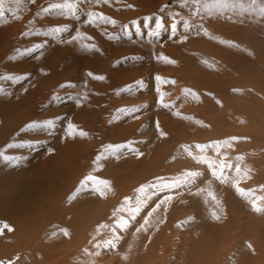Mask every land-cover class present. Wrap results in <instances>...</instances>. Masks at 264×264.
I'll return each instance as SVG.
<instances>
[{
	"label": "bare ground",
	"instance_id": "obj_1",
	"mask_svg": "<svg viewBox=\"0 0 264 264\" xmlns=\"http://www.w3.org/2000/svg\"><path fill=\"white\" fill-rule=\"evenodd\" d=\"M117 1L120 2L121 0H109L111 3ZM99 2L101 0H89V2L85 3L87 5L85 9L87 10L86 15L92 14L95 19H98L94 27H91L92 29L89 27V29L99 33L100 37L105 39L112 28H114L112 18L115 17L106 16L101 10L92 11V5L99 7L101 5L98 4ZM137 4L133 5L135 9H137ZM54 6L47 3L42 8H44L43 10L46 13H55L57 6ZM114 6L112 5L110 8L116 10ZM145 6L150 7V5ZM132 9L134 11V8ZM146 11H143V13ZM73 13H70V16ZM53 15L55 18V16L60 14L58 15L56 12ZM73 15L75 17V13ZM76 15L80 16L81 19L85 18L83 17L84 11L81 8L76 12ZM2 16L0 15L1 19H3ZM70 16L67 17L69 18ZM231 16L229 19H233V22L232 26L229 23L228 26L231 27L228 29L224 15L220 18L212 17V15H209V18L200 16L201 21H198L193 27H199L200 29H197L202 30L201 32L205 39L207 38V41L202 43L204 39H201V35L198 34L202 42L199 40L195 41L196 47L193 43H190V45H193L190 53L185 51L184 46H180L181 42L176 49L173 47L172 49L170 46V49L164 50L166 53L161 51L162 54L163 52L165 53L163 58L169 60L165 62L162 60L160 68H153L154 71L157 70V73L150 72L148 71L149 69L139 70V67L137 74L128 76L125 72L126 70L123 71L118 69V67L128 62H139V57H136L135 54V56H125L123 53L118 54L109 43L107 44L110 41H102V38L99 37L100 40L96 42V37L93 36L95 39L92 44L96 45L97 48L95 47V49L97 51H93L94 53L92 52L93 54L90 56L86 55L88 56L86 60L90 64L88 69L86 68L88 70L86 72L94 77V84L91 83V81L93 82V77L90 76L92 80H90L89 85L85 84L82 87L81 78L79 77L82 72L75 73V76H68L67 74H59L56 72L57 70L53 69L50 74L45 73L47 74L46 79H49L47 80L48 82H40L39 85H35L38 89L35 87L30 88L31 91H34L32 92L33 94L37 92L31 97L38 99L26 104L28 113H26L25 117V114L20 116L24 121H29V123L24 122V125H27L24 126L25 129L32 132L36 129H42L43 126H50V119L44 113L46 107H44L45 110L42 112L44 115L41 114L43 116L40 115V110H37L35 117L31 115L32 108L36 107L39 109L40 106H45L46 101H49L46 99H49V97H51L50 102L53 100L56 103H61L57 101L67 97L62 93L61 89H65L68 86L74 87L73 90H76L75 93L73 91L74 95L80 99H86L85 101L81 99L84 102H82L81 109H78L79 112L77 111V119L78 117L82 119V126L84 125V127L77 128L79 127L77 125L76 134L70 139L71 141H66L63 144L53 143V146H59L58 149H55L59 151L56 154L51 151L50 154L46 155V161L43 162V165L40 166L38 164V167L35 163L40 152L37 153L36 150L31 153H23V151L33 150L40 145L44 146L46 143H38V145L37 143H16L18 139L25 140L22 138L23 134L18 137V134L12 128L10 131L13 133L3 132L2 134L0 130V134H2L0 136V264H264V204L260 206L261 201L264 199V40L262 41L264 35L262 39L260 36L258 37V34L262 36V30L260 31L258 27V30H256L254 25H251L252 28H245L242 25L241 27L245 29L244 33L240 31L242 35L239 36L240 34L238 35L236 31L235 35L238 36H235L234 29L237 28L238 22L236 21L238 20L234 18L238 16L236 15L237 17L234 18ZM81 19L76 20L78 31H80L79 24L83 26L86 24V19L85 21ZM104 19L108 21V24L101 22ZM144 19L146 21L147 18ZM191 19L194 20L193 18ZM196 19L194 20L195 22ZM241 20L245 19L242 18ZM32 21L33 18H27L26 24L21 22L23 26L18 27L19 33L17 34L18 37L16 38L18 40L16 42L25 41L26 43L24 42L23 46H26V49H34L33 43L37 42L35 38H32L33 41L32 39L27 41L31 37L26 34L29 30L34 33L36 29L47 27L51 32L56 30L60 33H66L64 30L65 26L69 29H72L73 25L75 26V21L65 25H48L46 21L38 23ZM140 21L136 22L139 23ZM251 21L257 24V20L251 19ZM244 22L248 24L247 21ZM126 24H129V22ZM137 24L134 23L133 25L137 27ZM88 25L90 26V24ZM140 25L138 26L140 27ZM8 27L11 28L10 26ZM193 27L192 29L195 28ZM89 29L88 31H90ZM4 31L7 32L6 30ZM139 32H137V35L140 36ZM162 33L163 31L152 38L144 37L148 38V41L150 38L158 40L157 36L162 37ZM43 36L44 38L47 37ZM91 36L89 37L91 38ZM22 37L23 40H21ZM79 38L75 37L73 42L68 43L74 46L79 43V49L77 50L82 51L85 55L86 53L81 48L82 42ZM111 38L113 39V37ZM140 38L142 39V37ZM8 39L10 40V38ZM116 40H119V43L121 41L120 39ZM39 43L41 42L39 41ZM43 44L46 45V43ZM213 44L215 46L218 45L224 55L219 50L214 52L208 47ZM85 47L90 49L86 45ZM162 48L164 49V47ZM179 48L184 50L180 52L182 53V58L180 59L178 54L176 55L174 52L180 50ZM231 49L232 51L234 50V55L230 52ZM12 50L15 51V47ZM107 52L111 54L107 55ZM8 53L11 52L7 50V55ZM193 54L199 55L194 56ZM229 55L233 57L225 61L218 58H226ZM13 58H6L3 53H0V64L2 63L1 61L7 62L10 59L13 62ZM213 61L214 64H210ZM91 62L94 64H91ZM172 62L175 68L172 67L171 70L168 65ZM51 63L54 64V62ZM56 64L58 62L55 63L54 67L59 69L60 65ZM157 66L159 65L157 64ZM1 67V78L16 74L14 66ZM164 68H167L166 71H168V68L171 70L168 72V76L162 74V71L165 70ZM24 71H26L24 68L23 71L20 70L23 74ZM42 71L39 72L41 73ZM176 73H180V76L178 75L181 77L180 79L178 77L179 81L176 77L177 75H175ZM38 76L37 79L40 81L39 78L41 76ZM6 79L5 82H7ZM129 82H131L130 84H136V87H139V91H142V93L152 92V94H149L150 96L152 95L151 99H141L144 100L142 104L145 107H142L143 109L141 110L150 109L154 111L156 115H154V118L156 117V119L153 121L155 123L153 125L157 127L159 143H152L155 144V147L152 146L154 149L150 147V149L154 150H152L154 156L150 154V150L142 149V154L145 151L146 154L144 153L140 161L135 158L136 162H116L114 166L113 164L107 165V161H99L100 158H105L110 154V152H107L108 150L104 153V148L108 147L111 150L116 145V147L120 146L122 149H127V143L130 141L131 145L129 144V147L133 146L134 149L138 143H148L146 140H141L143 136L141 138L138 136L141 135L140 133L143 135L144 133L145 135L147 134L148 128H151L150 122L148 125H145L146 122L141 123L140 121V124L117 126L126 120L124 118L129 109L132 112L134 110L132 109L134 107L131 108L126 105L129 103L124 100L126 96L124 97L125 94L122 92L123 89H121L123 86L126 87L124 83ZM166 82L171 84L169 86H172V83L176 85V82H182L183 86L181 88L183 91L180 88V95H178L177 91V98L191 102L190 107L186 106L187 109L183 107L186 110L178 107L180 109L179 112L177 110H175L176 112L173 111L177 113L176 115H179L178 119H173L172 117V120H168L164 117L170 116L168 113H172L167 111L170 107L176 108L171 105L174 97L171 103L168 101L169 98L168 100L165 98L169 94L166 95L162 88L166 85ZM9 83L7 82V85ZM10 85L12 87L13 84L10 83ZM13 86H15V83ZM169 86L166 89L170 88ZM41 89L45 90L47 95H45L46 92L43 95ZM9 90L11 92V89ZM132 93L133 91H131ZM122 94H124V98L121 96ZM219 96L222 98L216 99ZM39 97H45L46 99L38 101L40 100ZM122 98L126 103L125 105L128 106L127 109L123 108L125 106L123 103L115 107V104L112 107L105 106L107 102H112L111 100L119 102ZM22 104L18 105L19 108L22 107ZM108 104L111 105L112 103ZM153 105H159V108ZM22 110L20 111L22 112ZM101 110L103 113L110 110L115 115L121 113L118 116V120L116 119L119 122L111 123L104 120L102 122L103 114L100 113ZM136 110L139 111L140 109ZM166 112L168 113L166 114ZM131 115L129 114V116ZM9 116L12 115H8V118ZM56 116L58 117L59 115L57 114ZM64 121L58 120L60 124L62 122L64 124ZM174 121H176V124ZM75 122L77 123L78 120ZM51 126L50 130L53 131L56 127L55 125ZM56 126V129H58L59 125ZM177 126H180V129L178 128L177 130ZM22 129L21 131H23ZM63 129L61 128L59 133ZM83 129L89 130V134L87 132L84 133ZM99 129H101V137L99 136ZM191 140L195 141V146L193 147L197 153V161L209 160L206 154L201 156L200 153L206 151L212 145L211 148L215 150V147L224 158L219 164L218 172L226 164L225 170L229 167L231 171L237 170L238 173L234 175H231V173L229 174L231 177H224L226 173L223 170L221 173L217 172L214 180H211L212 173L210 171L212 169L203 167V170L208 169L207 176H209L204 181L205 171L199 174L198 170L200 168H186V164L177 163L179 162L177 158L183 156L182 154L184 153L182 152L187 151L188 146L190 147L191 143L189 145L188 141L192 142ZM41 151L43 150L41 149ZM255 152L258 154H255ZM122 153L124 155L127 152ZM130 153H133V151ZM261 153L262 155H260ZM34 157L36 158L31 160ZM37 159H40V156ZM22 160L25 161L21 162ZM214 162L212 166L215 165ZM191 163L194 164L193 161ZM240 166L241 168L239 169ZM24 168H29L31 171L20 175L21 170ZM229 168L227 171H229ZM245 178L251 181L252 186L242 184ZM166 192L173 195V197L162 198L161 196H167ZM178 192L183 195L177 194ZM256 195L261 196L258 202L253 201ZM152 204L153 207L150 208ZM258 215L260 218L257 217ZM123 216H125V219H129L128 229L123 228L127 221H125ZM259 225L263 227L260 228ZM248 230H254V232L252 231V241L246 235ZM114 258H117V261Z\"/></svg>",
	"mask_w": 264,
	"mask_h": 264
},
{
	"label": "rangeland",
	"instance_id": "obj_2",
	"mask_svg": "<svg viewBox=\"0 0 264 264\" xmlns=\"http://www.w3.org/2000/svg\"><path fill=\"white\" fill-rule=\"evenodd\" d=\"M79 2V3H78ZM86 2H89V0H86V1H84V0H0V15H3V16H5V17H3L2 16V18L3 19H1L0 18V25H3V26H0V28L1 27H5V28H1V33H0V51H2V52H0L1 54L3 53L4 54V56L6 57V58H9V57H14L13 59H14V61L12 62L11 61V59L10 60H7V62L5 61H1L2 63L0 64V69L2 68L1 66H3V67H9V66H11V67H13L14 66V68H15V70H16V74L17 75H19V76H17L16 74H14V75H12V76H15V77H12L11 75H7V76H4L3 78H1L0 77V84H1V86H0V90H1V92H0V130L2 131V134H3V132H8V133H13L12 131H10V129L12 128V129H14L15 130V133H17L18 134V137H19V135L21 136V134H23L24 135V137H23V135H22V138H24L25 140H20V139H18L17 141H16V143H37V145H38V143H40V144H44V143H46L44 146H39L38 148L36 147V148H34L32 151L31 150H29V151H23V153H31V152H34V151H36L37 150V153L38 152H40V154L38 153V156H37V158L40 156V159H41V161H42V163H40L41 161H40V159H37L36 157H34V158H32L31 160H34L35 158H36V165H37V167H38V164L41 166V165H43V162H45L46 161V155H48V154H50V152L52 151H54V154H56L58 151L57 150H55V149H58V147L59 146H53V143H61V144H63V143H65L66 141H71L70 139L73 137V136H75V134H76V130H77V128H83L84 127V125L82 126V122L83 121H81L82 119L81 118H79L78 117V119H77V114H78V109L80 110L81 109V105H82V102H84L86 99H84V98H81V99H83L84 101H82L78 96H76V95H74L73 94V91H74V93H75V91L76 90H73L74 89V87L72 88L71 86L69 87H66L65 89H61L62 90V93H64L65 94V96H67L65 99L64 98H62L61 99V101L59 100V101H57V102H61V103H56L55 101H53L52 100V102H50V100H51V97H49V99H46L45 97H39V99L40 100H38V101H43V100H49V101H46L47 103H45L46 105L44 106H40V107H42V108H40L39 107V109L38 108H32V113H31V115L33 116V117H35L34 115H35V112H37V110H40V115L41 114H43L42 112L45 110L44 109V107H46V112L44 111V113H45V116L47 117V118H49L50 120H49V123L51 124V125H55V127L57 128V126L56 125H59V127H58V129H56L55 127V129L53 130V131H51L50 130V128L52 127L51 125L50 126H48V127H46V126H43V130L42 129H36V130H33L32 132L30 131V130H28V129H25V127L24 126H27V125H24L25 123L24 122H27V123H29V121H24L23 120V118H21L20 116L23 114H25L24 115V117L27 115L26 113H28V110H26L27 109V105L26 104H28V103H30V102H32V101H34V100H37V99H35V98H32L34 95H35V93H37V92H35L34 94L32 93V92H34V91H31V87H35V85H39L40 84V82H46L47 80H49L48 78L46 79V77H47V74H45V73H48V74H50V72H51V70H53V69H55V70H57L56 72H58L59 74H62V75H68V76H70V75H73V76H75L74 74L75 73H80V72H82L81 73V75L79 76L80 78H81V81H80V83H81V85H82V87H84V85L86 84V85H89V83H90V80H92L93 79V82L91 81V83H95L94 82V77L92 76V75H90L89 73H87L86 71H88V70H86V68L88 69V67L90 66V64H88V60H86L87 58H88V56H90V55H92L94 52H96L97 50L95 49V47H96V45H94V44H92V42L94 41V39H95V37H96V42L98 41V40H100V38H102L101 40L103 41V40H105L106 42L107 41H110V42H107V44L109 43V45H111L115 50V52L116 53H118V54H125V56H135L136 55V57H139V62H128V63H125L123 66H121V67H118V69H122L123 71L124 70H126L125 72L128 74V76H133L134 74H137V72L139 71V70H143V69H149L148 71H150V72H156L157 70H155L154 71V67H158V68H160L161 66V62H162V60H164L163 62H165V61H167V60H169V59H164L163 58V55L166 53V51H164L165 49L166 50H168V49H170V46H171V48L173 47L174 49H176L177 47H179V44H180V42H181V44H180V46L182 45V46H184L185 48V51L186 52H189L190 53V49L192 50V48H193V45L196 47L197 45H196V43H195V41H200V42H202V43H205L204 41H207V38L205 39V37L203 36V33L201 32L202 30H199L200 28L199 27H197V28H199V29H197L195 26V28L193 27V25H195L198 21H201V18H200V16L203 18H205V17H208L209 15H212V17H216V18H220V17H222V15H224L225 17H226V27L229 25V23H230V25L232 26V22H233V19H229V17L231 16L232 18H234V17H237V18H234V19H237L238 21H236V22H238L237 23V25H236V27L237 28H235L234 29V35L238 32V35L239 36H241L242 34L240 33V31H242L243 33H244V31H245V29L243 28V27H245V28H250L251 27V25H254L255 26V28H256V30H262L261 32H262V36L260 35V34H258L257 36L259 37H261V39L263 38V35H264V0H121L120 2H114V3H111V2H109V0H101V2H99L98 4L100 5L99 7L98 6H96V5H92L93 7H92V11H98V10H101V12H104L105 14H106V16H110V17H115V18H112V20H113V23H114V28H112V30H111V32H109V34L105 37V39L103 38V37H100V35H99V33H95V32H93V31H91L90 29H89V27L91 28V27H94V25L98 22V19L96 18L95 19V17L92 15V14H88V15H86L87 14V10L85 9V8H87V5L85 4ZM47 3H50L51 5H55L54 7H56L57 9L55 10V13L57 12L58 13V15L59 16H55V18H54V15L53 14H55L54 12H49V13H46V12H44V8H42L43 7V5H45V4H47ZM135 3H138L137 4V9H135V6L133 7V5L135 4ZM112 5H115L114 7L116 8V10H112L111 8H110V6H112ZM145 5H150V7H148V6H145ZM61 7V8H60ZM131 7V8H130ZM77 8V9H76ZM82 9L83 11H84V15H86V16H84L83 15V17H85V18H82L84 21H85V19H86V24H84L85 26H83V25H80L79 24V26H80V31H78V28H76L77 27V23H76V20L78 21L79 19H81L80 18V16H77V15H79V13H77V15H76V12H78V10L79 9ZM132 8H134V11H133V9ZM132 10V11H131ZM147 10V11H146ZM209 10H210V12H209ZM218 10V11H217ZM21 11V12H20ZM143 11H146V12H144L143 13ZM152 11V12H151ZM204 11H206V12H204ZM75 13V17H74V13ZM107 12V13H106ZM119 12H120V14H119ZM135 12H136V14H135ZM209 12V13H208ZM212 12V13H211ZM70 13H73V14H71V16H70ZM97 13V12H96ZM199 13H200V16H199ZM204 13H207V14H204ZM211 13V14H210ZM17 14V15H16ZM64 15H67V16H70L69 18L67 17V16H65L64 17ZM118 15H120V16H118ZM122 15V16H121ZM141 15V16H140ZM196 15V16H195ZM203 15V16H202ZM206 15H208V16H206ZM219 15V16H218ZM237 15V16H236ZM72 16H73V19H72ZM139 16V17H138ZM192 16V17H191ZM195 16V17H194ZM241 16H242V18H244L245 20H241L242 18H241ZM57 17V18H56ZM76 17H77V19H76ZM123 17V18H122ZM196 17H197V19H196ZM20 18V19H19ZM27 18H33V21L32 22H34V23H38V22H42V21H46V22H48V25H65L66 23H74V21H75V26L73 25L72 26V29H69V28H67V26H65L64 27V30H65V32L66 33H60V32H57L56 30H54V31H49L48 30V28L47 27H44L43 29L41 28V29H36L35 31H34V33H31V31L29 30L26 34L27 35H30L31 37H29L28 38V40L27 41H29L30 39H37V40H35V41H37L38 43H39V41L42 43H37V42H35V43H33L34 44V49L33 48H28V49H26L23 45L26 43L25 41H23V42H19V41H17L16 42V40H18V38H16V37H18V27H22L23 26V24H26L25 23V21L27 20ZM60 18V19H59ZM92 18V19H91ZM136 18V19H135ZM142 18V19H141ZM144 18H147L148 19V21H147V19H146V21H145V19ZM191 18H193L194 20L196 19V22L194 21V20H192ZM199 18V19H198ZM209 18V17H208ZM14 19V20H13ZM67 19V20H66ZM81 19V20H82ZM119 19V21H117V20ZM251 19L252 20H257L256 21V23L257 24H255V23H253L254 21H251ZM2 20V21H1ZM21 20V21H20ZM59 20V21H58ZM90 20V21H89ZM95 20V21H94ZM116 20V21H115ZM124 20H126V21H124ZM138 20H141L139 23L138 22H136V21H138ZM160 22H159V21ZM188 20H189V22H188ZM218 21H219V19H217ZM228 20V21H227ZM258 20H259V23H258ZM61 21V22H60ZM121 21V22H120ZM158 21V22H157ZM180 21V22H179ZM191 21H194V22H191ZM241 21H243V22H241ZM244 21H247V23L248 24H246V22H244ZM263 21V22H262ZM21 22L23 23V24H21ZM92 22V23H91ZM101 22H104V23H106V24H108V21L106 20L105 21V19H104V21H101ZM127 22H129V24H126ZM144 22H145V26H144ZM152 22V23H151ZM217 22V21H216ZM20 23V24H19ZM51 23H53V24H51ZM55 23V24H54ZM58 23V24H57ZM122 25H121V24ZM137 24V27H136V25L134 26L133 24ZM143 23V24H142ZM160 23H161V25H160ZM244 23V24H243ZM253 23V24H252ZM88 24H90V26L88 25ZM116 24H118L117 26H116ZM141 24V25H140ZM240 24V25H239ZM258 24H259V26H258ZM128 25V26H127ZM138 25H140V27L138 26ZM243 25V27H241ZM247 25V26H246ZM8 26H10L11 28H9ZM119 26H120V28H119ZM158 26H159V28H158ZM164 26V27H163ZM231 26H228L227 27V29L229 28V27H231ZM75 27V28H74ZM142 27H143V29H142ZM192 27L194 28V29H192ZM242 29H241V28ZM257 27H258V29H257ZM9 29V30H7V29ZM74 28V29H73ZM135 28V29H134ZM139 29L140 30V32H139V30H137V29ZM252 28V27H251ZM81 29H84V30H81ZM87 29V30H86ZM88 29L90 30V31H88ZM92 29V28H91ZM106 29V28H105ZM104 29V30H105ZM117 29V30H116ZM129 29V30H128ZM240 29V30H239ZM244 29V30H243ZM4 30H6L7 32H5ZM46 30H48V31H46ZM63 30V31H64ZM74 30V31H73ZM76 30H77V32H76ZM125 30V31H124ZM134 30V31H133ZM163 31V35H162V37L161 36H157V38H158V40H156V39H151L152 37H154V35H158L161 31ZM185 30V31H184ZM194 30V31H193ZM6 33H4V32ZM41 31V32H40ZM82 31V32H81ZM129 31V32H128ZM142 31V32H141ZM193 31V32H192ZM237 31V32H236ZM12 32V33H11ZM33 32V31H32ZM134 32H135V34H134ZM137 32H139V34H140V36L139 35H137ZM147 32H148V34L150 35H148L147 34ZM152 32H154L153 34H152ZM187 32V33H186ZM16 33V34H15ZM30 33V34H29ZM44 33H46V34H44ZM53 33V34H52ZM58 35H57V34ZM71 33V34H70ZM84 33V34H83ZM91 33H93L92 34V36H91ZM110 33H112V34H110ZM128 33V34H127ZM129 33H131V34H129ZM133 33V34H132ZM146 33V34H145ZM202 33V34H201ZM62 34H64V35H62ZM88 34V35H87ZM95 34H97V35H99V36H97V35H95ZM179 34V35H178ZM198 34H200L201 35V39H204V40H202L201 41V39L199 38V36L200 35H198ZM5 35V36H4ZM12 35V36H11ZM22 35H23V33H22ZM43 35H45V36H47V37H45L44 38V36ZM85 35H86V37H85ZM113 35V36H112ZM128 35H130V36H128ZM136 35H137V37H136ZM191 35V36H190ZM194 37H193V36ZM238 35H235V36H238ZM52 36V37H51ZM58 37V38H56V37ZM89 36H91V38H93V40H91V38L89 37ZM93 36H95V37H93ZM133 36V37H132ZM139 36V37H138ZM144 36H146V37H151L150 38V40L148 41L147 39L148 38H146V37H144ZM176 36V37H175ZM5 37V38H4ZM51 37V38H50ZM54 37V38H53ZM75 37H77V38H79V37H81V38H79V40L82 42L81 43V48L85 51V55H84V53H82V51H78L77 49H79L78 47H79V43H78V45L76 44V46H74L73 44H71V43H68V42H73V40L75 39ZM83 37V38H82ZM100 37V38H99ZM110 37V38H109ZM111 37H113V39L111 38ZM116 37V38H115ZM140 37H142V39L140 38ZM144 37V38H143ZM162 39H161V38ZM8 38H10V40L8 39ZM43 38V39H42ZM87 38V39H86ZM99 38V39H98ZM134 38H138V39H134ZM160 38V39H159ZM178 38V39H177ZM198 38V39H197ZM33 39H32V41H33ZM86 39V40H85ZM88 39H89V41H88ZM109 39V40H108ZM116 39H120L121 41H120V43H119V40H116ZM13 40V41H12ZM21 40H23V37H22V39ZM112 40V41H111ZM129 40V41H128ZM134 40V41H133ZM169 40H170V42H169ZM236 40L238 41V38L236 37ZM264 39H262V41H263ZM4 41V42H3ZM12 41V42H11ZM88 41V42H87ZM152 41V42H151ZM162 41V43H160ZM167 41H168V43H167ZM191 41H194V42H191ZM1 42H2V44H1ZM6 42H8V43H6ZM25 42V43H24ZM117 42V43H116ZM154 42H157V43H154ZM172 42V43H171ZM200 42H197V43H200ZM7 44V45H5V44ZM12 43H13V45H14V47H15V51H13L12 50V48H14L13 47V45H12ZM43 43H46V45L45 44H43ZM77 43V42H76ZM94 43V42H93ZM154 43V44H153ZM184 45H183V44ZM190 43L192 44L193 43V45H190ZM9 44V45H8ZM161 44V45H160ZM162 44H163V46H162ZM172 44V45H171ZM175 44H177L176 45V47H175ZM12 45V46H11ZM73 45V46H72ZM85 45L87 46V48L88 47H90V49H86V47H85ZM90 45H92V46H90ZM114 45H116V46H114ZM167 47H166V46ZM174 45V46H173ZM214 45V46H213ZM213 45H209L208 47L212 50V51H216V50H219L220 51V49H219V47H218V45H216L215 46V44H213ZM11 46V47H10ZM22 46V47H21ZM161 46V47H160ZM238 46V45H237ZM3 47V48H2ZM7 47V48H6ZM17 47V48H16ZM20 47V48H19ZM39 47V48H38ZM55 47V48H54ZM58 47H60L59 49H57ZM91 47H92V49H91ZM135 47V48H134ZM143 47V48H142ZM160 47V48H159ZM162 47H164V49L162 48ZM10 48H11V51H10ZM94 48V49H93ZM97 48V47H96ZM121 48V49H120ZM138 48V49H137ZM172 48V49H173ZM189 48V49H188ZM5 51H4V50ZM8 50V52H11V53H8V55H7V50ZM136 49H137V51H136ZM145 49V50H144ZM180 49V48H179ZM205 49V48H204ZM232 49H234V48H232ZM232 49H231V53L234 55V50L232 51ZM33 50V51H32ZM57 50V51H56ZM59 50V51H58ZM71 50H73V52H71ZM74 50H77V51H74ZM91 50V51H90ZM144 50V51H143ZM183 49H180V50H177V51H174L175 53H176V55L178 54V58L180 59V58H182V53H180L181 51H182ZM236 50V49H235ZM32 51V52H31ZM94 51V52H93ZM161 51H164L163 52V54H162V52ZM184 51V50H183ZM196 51V50H195ZM13 52V53H12ZM93 52V53H92ZM112 52V51H111ZM146 52V53H145ZM221 52V51H220ZM5 53H6V55H5ZM78 53V54H77ZM152 53H153V55H152ZM205 53H207V51H205ZM222 53V52H221ZM107 55H109V54H111V53H109V52H107L106 53ZM135 54V55H134ZM160 54H162V55H160ZM181 54V55H180ZM223 55H224V53H222ZM11 55V56H10ZM23 55V56H22ZM34 55V56H33ZM62 55V56H61ZM70 55H72V56H70ZM82 55H84L83 57H82ZM86 55H88V56H86ZM160 55V56H159ZM194 55V54H193ZM192 55V56H193ZM197 55H199V54H197ZM197 55H194V56H197ZM235 55H236V53H235ZM264 55V54H263ZM15 56H17L16 58H15ZM54 56H56V57H54ZM61 56V57H60ZM77 56H79V57H77ZM82 58H81V57ZM236 56H238V55H236ZM75 57V58H74ZM154 57H155V59H154ZM159 57V59H157ZM218 57V56H217ZM231 57H233L232 55H229V57H223V58H220V57H218L219 59H222V61H225V60H228V58H231ZM18 58V59H17ZM36 58V59H35ZM51 58V59H50ZM65 58V59H64ZM26 59V60H25ZM145 59V60H144ZM148 59V60H147ZM157 59V60H156ZM74 60V61H73ZM17 61V62H16ZM85 61V62H84ZM155 61V62H154ZM4 62V63H3ZM14 62H16V63H14ZM51 62H54V64L53 63H51ZM58 62V64H56V65H60V68L58 69V67H54V65H55V63H57ZM91 64H94L93 62H91ZM131 64V65H130ZM157 64L159 65V66H157ZM210 64H214V61H213V63H210ZM4 65H6V66H4ZM9 65V66H8ZM17 65V66H16ZM19 65V66H18ZM172 65V66H171ZM176 65V64H175ZM52 66V67H51ZM142 66V67H141ZM170 66V67H169ZM20 69H19V68ZM139 67H140V69H139ZM168 67L172 70V67L173 68H175L174 67V65H173V62L171 63V64H169L168 65ZM22 68V69H21ZM23 68H24V70H26V71H24V74H23V72L21 73L20 72V70H22L23 71ZM168 68V71H166L167 70V68H164L165 70L164 71H162L161 73L163 74V75H167L168 76V72L169 71H171L170 69ZM28 69V70H27ZM42 69H43V71H42ZM50 69V70H49ZM139 69V70H138ZM19 70V71H18ZM49 70V71H48ZM128 70V71H127ZM11 71V70H10ZM9 71V72H10ZM13 71V70H12ZM39 71H42L43 73H44V75H43V73L41 74ZM61 71V72H60ZM86 72V74H85V72ZM37 72V74H35ZM39 72V73H38ZM74 72V73H73ZM27 73V74H26ZM70 73V74H69ZM130 73V74H129ZM157 73V72H156ZM31 74V75H30ZM41 74V75H40ZM139 74V73H138ZM26 75V76H25ZM32 75H34V76H32ZM39 75V76H38ZM45 76V77H43V76ZM175 75H177L176 77H177V79H178V77L180 76V73H176ZM179 75V76H178ZM17 76V77H16ZM22 76V78H20ZM29 76V77H28ZM30 76H32L31 78H30ZM37 76L38 77H40L39 78V80L40 81H38V79H37ZM90 76H92L93 78L91 79L90 78ZM27 77H28V79H27ZM76 77H78L77 75H76ZM6 79V81L9 83H12L13 85H14V83H15V86L16 87H18V88H16L15 86H13L12 85V87H11V85H10V83L7 85V82H5V79ZM30 78V79H29ZM43 78V79H42ZM181 77H179V79H180ZM15 79H16V81H15ZM19 79V80H18ZM46 79V80H45ZM179 79H178V81H179ZM10 80V81H9ZM27 80H29V81H27ZM44 80V81H43ZM68 80H70V79H68ZM96 81V80H95ZM19 82H20V85H19ZM48 82V81H47ZM84 82V83H83ZM2 83H4L3 84V86H2ZM26 83V84H25ZM131 82H129V83H124L125 84V86L127 87H122L121 89H123L122 90V92L125 94H122L121 96L123 97V95H124V97L126 98V99H124L125 101H126V103H129V104H126L125 102H124V100H123V98L121 99L122 100V102H121V100L118 102V101H113V100H111L112 102H107L106 104H105V106L106 107H112L114 104V107L116 106V105H122V103H123V105H129L131 108L132 107H134V108H132V109H134L133 110V112L135 113H133L132 111H130V109H129V112L128 113H126V117L124 118V119H126L125 121H123L122 122V124H119V125H117V126H121V125H125L126 126V124H128V125H130V124H140V121H141V123H143V122H146V124L145 125H148L149 124V122H150V124H151V128L149 129L148 128V132H146L147 134L145 135V133H144V135L142 134V133H140L141 135H139L138 137H142V139L141 140H146L148 143H146V144H140V143H138L136 146L138 147H135L136 149H138V150H136L135 148L133 149V146H131V147H129L130 145H131V143H130V141H128V147H127V149H122L120 146H118V147H116V145L114 146V148H112L111 150L107 147V148H104V153L106 152V150H108L107 152H110V154H108V156L107 157H103V158H100L99 159V161L101 162L102 160H104V162H106V164L107 165H112L113 164V166L114 165H116L115 163L116 162H118V163H120V162H124V163H126V162H130V161H133V162H136V160L137 161H140L141 160V158H143V156H144V153L146 152H144L143 154H142V152L143 151H141L142 149L144 150V149H147V150H150V154L151 155H153L154 156V154H153V149H154V147H155V144L156 143H159L158 141H159V138H157L158 137V130H157V127L156 126H154L153 124H155V123H153V121L156 119V117L154 118V115H155V113H154V111L153 110H148V109H144L143 111L141 110V109H143V108H145L144 106H143V104H142V102H144V100L146 99H151L152 98V95L150 96L149 94L151 93L152 94V92H145V93H142V91H139V87H136V84H130ZM181 83V84H180ZM17 84V85H16ZM166 85H164V87H165V89H164V87H162L163 88V90H164V92H165V94L167 95L168 93V95L167 96H165V98H167V100H168V98H169V100L168 101H170L169 103H171L172 101V104L171 105H173L174 107H176L175 109H173V108H171L170 107V109L169 110H167L168 112H172V113H168V112H166V114L168 113V115H170V116H164L166 119H168V120H172V117H173V119H178L179 117V115H176L177 113H174L173 111H175V110H177L178 112H179V110L180 109H183V110H186L187 108H186V106H188V107H190L191 106V102H187V100L186 101H184V100H181V99H178L177 97V94L182 90L183 91V89L181 88L182 86H183V83L182 82H176V85H175V83L173 84L172 83V86H169V85H171V84H168L167 82L165 83ZM23 85H25V86H23ZM128 85H129V88L131 89H129L128 88ZM131 85V86H130ZM174 85V86H173ZM179 85V86H178ZM7 86V87H6ZM135 86V87H134ZM170 87L171 89H172V91H171V89L170 88H168V89H166L167 87ZM175 86H176V88H175ZM3 89H2V88ZM10 87V88H9ZM15 89H14V88ZM173 87H174V89H173ZM36 89H38V87L36 86L35 87ZM127 90H126V89ZM138 88V89H137ZM180 88H181V90H180ZM9 89H11V92H10V90ZM18 89V90H17ZM82 89V88H81ZM133 89V90H132ZM13 90V91H12ZM24 90H26L27 91V93H26V91H24ZM42 90V94L44 93V92H46L45 90L43 91V89H41ZM166 90V91H165ZM176 90V92H174ZM180 90V91H179ZM16 91V92H15ZM129 91V92H128ZM131 91H133V93L131 94ZM177 91H178V93H177ZM9 92V93H8ZM25 92V93H24ZM66 92H67V94H66ZM126 92H127V94H126ZM137 92V93H136ZM25 95H24V94ZM135 93V94H134ZM182 93V92H181ZM10 94H11V96H10ZM30 94V95H29ZM71 94V95H70ZM130 94H131V96H130ZM145 94V95H144ZM176 95V97H175V95ZM224 94L226 95V92L224 91ZM44 95V94H43ZM45 95H47V92H46V94ZM69 95V96H68ZM128 95V96H127ZM133 95H135V96H133ZM142 95V96H141ZM178 95H180V93L178 94ZM21 96V97H20ZM22 96H24V97H22ZM28 96V97H27ZM32 96V97H31ZM54 96V95H53ZM130 96V97H129ZM132 96H133V98H132ZM140 98H139V97ZM147 96V98H145ZM188 96V95H187ZM32 99H31V98ZM134 97H135V99H134ZM143 97V98H142ZM174 97V98H173ZM236 97H238V95H236ZM23 98V99H22ZM25 98V99H24ZM42 98V99H41ZM172 98L174 99V100H172ZM177 98V99H176ZM219 98H222L221 96H219V97H217L216 99H218L219 100ZM128 99V100H127ZM131 99V100H130ZM134 99V100H133ZM141 99H144V100H141ZM214 100H216L215 98H213ZM18 100H20V101H18ZM24 100H25V102H24ZM27 100V101H26ZM78 100V101H77ZM79 100H81L80 102H79ZM172 100V101H171ZM180 100V101H179ZM129 101V102H128ZM134 102V104H132L133 102ZM140 101V102H139ZM152 101V100H151ZM6 102V103H5ZM18 102H19V104H18ZM49 102H50V104H49ZM114 102V103H113ZM177 102V103H176ZM3 103H4V105H3ZM23 103V104H22ZM79 103V104H78ZM81 103V104H80ZM108 103H112L111 105L110 104H108ZM132 105H131V104ZM173 103H176V104H173ZM20 104H22L21 106V108H19V106H20ZM25 104V105H24ZM49 104V105H48ZM3 105V106H2ZM12 105V106H11ZM19 105V106H18ZM65 105V106H64ZM108 105V106H107ZM124 106L123 108H125V109H127L128 108V106ZM138 105V106H137ZM140 105V106H139ZM185 105V106H184ZM17 106H18V108H17ZM24 106V107H23ZM53 106H55V107H53ZM153 106H156L157 108H159V105H153ZM153 106H152V108H153ZM8 107V108H7ZM17 108V109H15V108ZM53 107V108H52ZM68 107V108H67ZM136 107V108H135ZM143 107V108H142ZM180 109H179V108ZM183 107H185L186 109H184ZM7 108V109H6ZM10 108V109H9ZM14 109V111L12 112V110ZM21 109H23L22 110V112L20 111ZM34 109V110H33ZM77 109V110H76ZM136 109H140L139 111H137ZM171 109H173L172 111H171ZM16 110H18V111H16ZM76 110V111H75ZM147 110V111H146ZM27 111V112H26ZM62 111V113H60ZM78 111V112H77ZM109 111V112H108ZM108 111H106V113L104 114L103 113V111L101 110V112L100 113H102L103 115H102V122H104V121H110L111 123H115V122H119V121H117L118 120V116L121 114H119V113H117V115H115V113L113 114L110 110H108ZM11 112V113H10ZM20 112V113H19ZM39 112V111H38ZM74 112V113H73ZM107 112H108V114H107ZM176 112V111H175ZM13 113H14V115H13ZM112 113V114H111ZM133 113V114H132ZM16 114V115H15ZM59 115L58 117L56 116V115ZM98 114V113H97ZM128 114V115H127ZM129 114L131 115V116H129ZM8 115H12V116H9V118H8ZM44 115V114H43ZM43 115H41V116H43ZM96 115V114H95ZM113 116H114V118H113ZM156 116V115H155ZM207 116V115H206ZM7 117V118H6ZM13 117V118H12ZM60 117H62L61 119H59ZM73 117H75L76 118V120H78V122L76 123L75 121V118L74 119H72ZM127 117H129L128 119H127ZM161 117V116H160ZM2 118V119H1ZM64 118V119H63ZM109 118V119H108ZM111 118V119H110ZM207 118V117H206ZM46 119V118H45ZM117 119V120H116ZM2 120V121H1ZM57 120V121H56ZM58 120H65L64 122V124H63V122L60 124V122H58ZM70 120V121H69ZM104 120V121H103ZM152 120V121H151ZM128 121V122H127ZM139 121V123H137ZM18 122V123H17ZM31 122L33 123V121L31 120ZM76 124H75V123ZM121 122V121H120ZM175 122V124H176V121H174ZM68 123H71V124H69L68 125ZM100 123V122H99ZM19 124H20V126H19ZM34 124H36V123H34ZM62 124H63V126H62ZM174 124V125H175ZM13 125V126H12ZM66 125V126H65ZM72 126V128H70L71 126ZM76 125V126H75ZM77 125H79V127H77ZM127 125V126H128ZM70 126V127H69ZM22 127H24L23 129H22ZM65 127H67L66 129H65ZM69 127V128H68ZM77 127V128H76ZM146 127V126H145ZM168 127V126H167ZM167 127H166V129H167ZM19 128H20V130H19ZM61 128H64L63 129V133H62V135H61V133H59L61 130ZM75 128V129H74ZM89 128V127H88ZM99 128V127H98ZM178 128L180 129V126H177V130H178ZM21 129L23 130V131H21ZM68 129V130H67ZM74 129V130H73ZM39 130V131H38ZM74 132H73V131ZM38 131V132H37ZM47 131H49V132H47ZM83 131H84V133H86L87 132V134H89V130L87 131V130H84L83 129ZM167 131V130H166ZM175 131V130H174ZM73 132V133H72ZM176 132V131H175ZM181 132V131H180ZM2 134H0V136H2ZM152 135V136H151ZM99 136L101 137V129H99ZM149 136V137H148ZM26 137V138H25ZM146 137V138H145ZM153 137H154V139H153ZM38 138V139H37ZM136 138V137H135ZM152 138V139H151ZM100 139V138H99ZM53 140V141H52ZM55 140V141H54ZM154 140V142H152V141ZM149 141H151V142H149ZM192 142H190V141H188V143H189V145H190V143H191V145H190V147L188 146V150L187 151H185V152H182V153H184V154H182L183 156H180L179 158H177V161H179V162H177V163H180V162H182L183 164H186V168H189V167H197V168H200L199 170H198V173L200 174V173H202L203 171H205L206 172V174H205V177H204V181H206L208 178H209V176H207V174H208V169H212L210 172L212 173V175H211V180H214V178L216 177V174H217V172H218V167H219V164H220V162L222 161V160H224V158L221 156L222 154H221V152H219L218 150H216V148L214 147V149L215 150H213L212 148H211V146H209L208 148H207V150L206 151H202L201 153H200V155L202 156L203 154H206L207 155V157H208V161H201V162H199V161H197V153H196V151H195V149H194V147L193 146H195V141L194 140H191ZM132 142V141H131ZM156 142V143H155ZM14 143V142H13ZM152 143H155V144H152ZM52 144V146H50ZM130 144V145H129ZM145 145V146H144ZM47 146V147H46ZM152 146H154V147H152ZM30 147H32V146H30ZM42 147H44V148H42ZM145 147V148H144ZM150 147H152L153 149H150ZM115 148H117V149H115ZM131 148H132V150H131ZM140 148V149H139ZM149 148V149H148ZM41 149L44 151H41ZM54 149V150H53ZM113 149H115V150H113ZM46 150H49V151H46ZM113 150V151H112ZM122 150V151H121ZM137 151L136 152V154H135V151ZM153 150V151H152ZM118 151V152H117ZM120 151V152H119ZM132 152L133 151V153H130V152ZM232 151V150H231ZM47 152V153H46ZM122 152H127V153H125L124 155H123V153ZM141 152V153H140ZM152 152V153H151ZM120 153V154H119ZM53 154V153H52ZM135 154V155H134ZM146 154V153H145ZM149 154V155H150ZM255 154H258V153H256L255 152ZM136 155H137V157H136ZM260 155H262V153L260 154ZM100 156V155H99ZM152 156V157H153ZM186 156V157H185ZM117 157V158H116ZM127 157V158H126ZM140 157V158H139ZM192 157V158H191ZM225 157H226V155H225ZM44 158V159H43ZM119 158V159H118ZM133 158V159H132ZM135 158H136V160H135ZM143 160V159H142ZM218 161V162H214V161ZM25 160H22L21 162H24ZM191 161H193V163L194 164H192L191 163ZM110 162H111V164H110ZM213 162L215 163V165L214 166H212L213 165ZM236 165V164H235ZM23 166V165H22ZM27 166V165H26ZM203 167H207L208 169H204L203 170ZM226 167V164H224L223 165V169L221 168V170L218 172V173H221L223 170H224V172L226 173L225 175H224V177H231V175H234V174H237L238 172H237V170L236 171H231V169L229 168V167H227V169L225 170L224 168ZM238 167V166H237ZM114 168V167H113ZM228 168H229V171H227L228 170ZM241 168V166L239 167V169ZM247 168V167H246ZM245 168V169H246ZM27 168H24V169H22L21 170V172H20V175H21V173H26L27 171H31V170H29V168L26 170ZM202 169V170H201ZM120 170V169H119ZM118 170V171H119ZM231 171V172H230ZM121 172H123V170H121ZM223 172V173H224ZM230 172V173H229ZM227 173H228V175H227ZM232 173V174H231ZM229 174H231V175H229ZM198 175V174H197ZM233 179V178H232ZM243 179V178H242ZM229 180H230V178H229ZM242 184H246L247 186H252V184H251V181L250 180H248V179H244L243 180V182H242ZM185 191V190H184ZM165 192V191H164ZM163 192V193H164ZM182 192V191H181ZM181 192H178L177 194H180V195H183V194H181ZM167 196H161L162 198L164 197V199H167V198H169V197H173V195H170V194H168L167 192L165 193ZM169 196V197H168ZM260 197L261 196H258V195H256V197H255V199L253 200V201H255V202H258V200L260 199ZM262 200V199H261ZM97 201V200H96ZM98 202V201H97ZM263 202V203H262ZM261 204H264V199L261 201V203H260V206H261ZM155 206H157V205H155ZM153 207V204L152 205H150V208H152ZM145 209H147V208H145ZM260 210V209H259ZM143 212V211H142ZM258 218H260V216L258 215L257 216ZM257 217H256V220H257ZM123 218L125 219V216H123ZM127 220V221H126ZM125 224H124V226H123V228L124 229H128L129 227H128V225L130 224V222H129V219H125ZM128 224V225H127ZM125 226H127V227H125ZM259 227L260 228H262L263 226L262 225H259ZM123 229V230H124ZM254 232V230H248V232L246 233V235H247V237H248V239L250 240V241H252L253 239V237H252V234H253V232ZM249 233V234H248ZM252 239V240H251ZM263 239V238H262ZM264 240V239H263ZM112 259V258H111ZM117 258H114V260H116ZM117 261V260H116Z\"/></svg>",
	"mask_w": 264,
	"mask_h": 264
}]
</instances>
